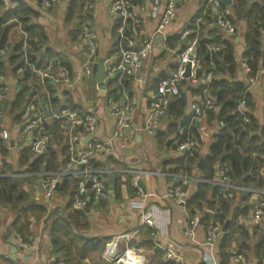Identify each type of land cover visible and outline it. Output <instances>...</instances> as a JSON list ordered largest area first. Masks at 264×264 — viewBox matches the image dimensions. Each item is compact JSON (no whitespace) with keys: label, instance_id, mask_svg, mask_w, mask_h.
Segmentation results:
<instances>
[{"label":"crops","instance_id":"obj_1","mask_svg":"<svg viewBox=\"0 0 264 264\" xmlns=\"http://www.w3.org/2000/svg\"><path fill=\"white\" fill-rule=\"evenodd\" d=\"M0 1L2 2L4 10L6 8H13L19 1L27 4L33 10L34 15L32 16V21L43 27L46 36L42 50L47 47L57 54L56 59L62 62V66L68 70L71 80L69 85H65L60 79L51 82L53 85L52 97L56 98L58 105L72 104L75 107L68 108L76 110L79 113L89 112L94 114L96 126L93 137L104 139L111 134L114 127V117L111 114L113 106L127 105L130 108L132 128L125 133L123 138L115 140L112 149L108 152H100L94 156L90 161V165L94 169H106L109 172L108 174L111 175L114 173L124 176L129 175V180L132 175H136L138 182H140L139 186L143 191V208L140 209L134 205L141 196L131 186L130 181H128V190L133 191V195L130 196L129 191L126 192L127 184L121 178L119 199H116L112 185L111 193L104 192L102 204L99 208L92 204L90 206L88 205V213L83 211L85 216L82 219L87 224L85 234L89 237L108 236L110 238L108 242L118 236V251L127 246L133 247L135 251L144 256V264L149 261L155 252H161L162 258L160 247L168 241L174 244L178 258L177 260H164L162 258L164 261H176L179 264H212L209 262V254L211 253L213 264H219V242L225 233V231H222L223 227H221V233L217 241L210 248L204 243L206 227L202 222L196 228L192 238H189L185 234V227L188 220L185 204L177 205L169 200L161 199L165 190L176 184L175 179L172 177L182 175L172 174L166 171L170 167L167 164V160L181 155L180 151L172 148V145H175L170 139L172 135L166 138L162 144L156 137L157 131H164L172 119L165 112L155 132L147 133L142 130L149 103L155 94L157 82L160 78L168 76L176 68V57L173 54V50L165 46L166 39L158 42L156 38L161 34H155L154 32L161 11L167 0H158L156 4L150 0L135 1L143 7V10H140L141 23L139 26V40L150 39V48L146 56L142 58L139 69L132 75L118 76L114 80L106 82L105 78L108 76L106 73L104 74L105 95L103 97L98 95L94 75L99 58H103L104 63L108 65L117 63L115 55V31L117 28L115 25L117 21L109 12V5L112 0H86L87 3H85L86 8L84 9H87L89 19L84 29L89 31L96 45L94 63L91 64L92 74L89 76L83 73V65L87 60L85 46L81 40L72 41L70 39L69 28H71L72 24L66 25L64 22L69 0H58L47 9L40 5L39 0ZM230 6L231 4L228 8L230 9L231 19L235 26L234 34L230 37L233 46L235 70L231 75H220L229 81H237L244 84L245 91L252 106L251 114L257 125L262 127L264 126L263 71L258 66L259 70L253 76H248L249 72L246 71V61L244 59V52L246 51L244 41L245 21L239 19L234 20ZM200 10L201 15L196 22L199 21L207 10L215 13L212 7L206 6V0H184L177 9L175 19L164 28L162 35L167 34L169 37L186 30L185 26L188 21ZM14 27L9 29L5 41L3 40V48L4 42L5 44H10L17 36L20 37V34ZM1 36L3 37V35ZM261 48L264 50V32L261 33ZM3 80L8 85L9 92L7 94V100H10L17 92V79L9 71H5L3 73ZM196 87V85L186 84L185 86L181 84L180 90L185 100V106L183 115L178 120V126L185 121L191 120L193 113L192 106L201 101ZM108 98H111V102L108 101ZM47 106L50 112H57L61 108H64L57 109V107L54 108L50 104H47ZM238 108L240 110L242 109V107ZM183 116H186V119L180 124ZM11 123L4 111L1 117V129L5 128L10 133H14L18 125H10ZM45 124H51V134H55L51 148L55 151L58 162L62 158L66 162V147L62 151V147L66 143V131L63 129L61 122H59L60 130H58L59 127L54 128L52 120L50 119H47ZM194 127L197 134L196 145L198 152L203 156L207 153L209 142L216 132L217 125L207 124L205 117H203L202 123ZM57 133H60L61 136H58ZM88 141L89 136L80 140L82 145L87 144ZM12 143V147L9 143L6 144L7 158L5 160L9 163L12 170H18L17 155L19 149L26 145L24 141H15ZM95 163L100 164L102 167H94L93 165ZM196 169L190 175L186 174L187 180L184 182L183 188L187 197L196 190L197 180L200 179L197 176V170L200 169ZM17 173H12L11 175L15 176L13 174ZM215 173L216 167L213 178L216 176ZM20 178L22 188L30 195L29 197L32 202L45 205L47 213L38 220L33 217L29 218L30 224L27 226L29 232L27 239L29 242L27 243L22 241L13 230L14 213L8 207L0 206V264H5L2 261L5 258L10 261L9 264L53 263V256L50 255L49 250L50 243L46 233L49 221L47 215L51 211L54 213L56 210H62L64 208L68 202V192L67 190L61 192L56 191L61 181L57 189L54 190L51 198L47 200L43 197L42 192L38 190L36 180L29 178V180L26 179L24 181L26 177ZM256 178L260 180V184L255 189L264 190V170L262 168L258 169ZM104 188L105 190L107 189L105 184ZM255 199V194L248 193L241 200L236 196L231 203V208L236 210L235 226L233 227L236 228L238 226L239 231L242 230L243 232L240 234L237 229V232L235 231L230 236L229 245L226 249L228 258H226L224 264H234L231 257L232 252L235 251L241 253L248 264H264V241H262L259 250L255 248L259 238L264 237V221L261 226L257 227L252 223L251 219ZM153 204L164 210L162 220L160 219L159 221L160 227L156 229L147 226L140 220L141 213L149 205ZM124 234L130 237L127 243L123 238L120 239L119 237ZM146 238H148L149 243H145L147 241ZM20 241L25 243L26 246L22 247L19 243ZM157 246L159 249L155 250ZM256 251L259 253L256 254ZM83 263L90 264L89 259L86 257L83 259Z\"/></svg>","mask_w":264,"mask_h":264},{"label":"trees","instance_id":"obj_2","mask_svg":"<svg viewBox=\"0 0 264 264\" xmlns=\"http://www.w3.org/2000/svg\"><path fill=\"white\" fill-rule=\"evenodd\" d=\"M85 3H87L86 0L68 1L64 22L66 25L72 24L69 28V36L72 41H80L83 30L87 26L89 13L87 9H84L86 8ZM230 8L234 20L245 21L246 51L244 52V59L250 70L248 76H253L259 68L262 69L264 75V50L261 48V33L264 32V0H232ZM246 12L247 15L245 16ZM33 15V10L23 2L19 1L13 8L4 10L0 1V36L3 35L5 41L9 29L19 23L21 29L27 33L25 39L26 60L34 68L39 69L46 64L47 60L55 59L57 54L47 47L42 50L43 43L46 41L45 32L42 26L32 21ZM200 15L201 10L188 21L185 26L188 33L184 38L186 43L196 38L195 53L200 62L197 75L201 78L206 72L211 73V80L207 83L197 84L196 89L201 97L199 103L203 101L204 96L213 100V109L204 110L203 114L207 124L217 125V129L209 142L205 155L201 156L198 148L197 150L182 151L180 156L167 160L170 167L166 171L172 174L190 175L196 169L198 160L202 159V168L196 169L200 179L205 181L213 179L215 167L225 164L228 167L227 174L232 184L256 188L260 184V180L256 178L257 171L260 168L264 170V126L259 127L251 114L252 106L244 84L229 81L220 75H231L235 70L231 38L213 27L215 13L211 10H207L196 22ZM116 25H118L117 22ZM116 25L115 27H117ZM180 40V33L169 36L165 40V46L174 50L178 47ZM211 41L220 45V49L209 54L206 45ZM22 44L21 37L17 36L10 44L4 42V48L0 50V73L9 71L17 79L15 96L10 100L0 101V109L6 112L12 122L10 125H19L20 115L24 107L30 102L34 103L32 100V95L35 93L34 89L37 90L40 87L37 75L24 62ZM183 47H179V51ZM59 64L62 65V62ZM165 77L167 76L162 78ZM51 82L50 80L45 81V88L49 96L43 92H38L41 102L50 104L54 108L57 107V109L61 107L74 108L75 106L72 104L58 105L56 98L52 97L53 85ZM181 84L186 86L188 82L182 80ZM187 87L189 86L187 85ZM241 99L244 100V106L240 110L238 107ZM184 106L185 100L182 92L179 97L170 100L166 113L172 121L169 122L164 131L158 130L156 134L161 144L170 135H172L171 142L176 145L188 139H193L196 143L197 134L193 123L185 121L178 126V120L183 115ZM243 118H247V122H243ZM52 125L54 128L59 127L58 130H60L59 121L52 120ZM44 129L47 132V124L44 125ZM57 135L61 136L60 133ZM54 139L55 134L52 133L39 152L31 151L28 146H22L17 155L18 167L23 168L21 171L35 172L39 171L41 167H44L46 171H54L64 165V158L58 162L55 151L51 148ZM63 146L62 151L66 147V143ZM6 158V143L0 140V206L8 207L14 213L13 230L22 241L28 243L27 226L30 224L29 218L33 217L38 220L44 217L47 208L43 204L32 202L30 195L22 188L21 178L11 175L21 172L20 169L12 170L5 160ZM93 166L102 167L98 163ZM112 177L116 199L120 197L121 178L127 184L126 192L129 191L130 196L133 195V191L128 190L129 175L114 173ZM26 179L29 180V177L24 178V181ZM76 183L77 178L74 177L62 179L56 191L67 190L68 202L62 210H56L48 218L46 233L50 243V255L53 256V264H84L83 259L86 257L90 264H107L102 260L101 254L110 238L108 236H87L85 234L87 224L82 219L85 214L83 211L71 208ZM247 194L248 192L236 191L231 198H227L217 186L208 182H197L196 190L186 199L185 209L188 218L197 210L205 227L210 223H218L221 227L225 226V233L219 242V264H224L228 258L226 249L229 245L230 236L237 229L239 231L238 226L233 227L235 226L236 210L231 208V203L236 196L241 200ZM86 197L89 199L88 205H92L89 189L86 192ZM101 204L102 198L93 205L99 208ZM242 232L240 230L238 233L241 234ZM146 239L145 243H149L148 238ZM262 241H264V237L259 238L255 248L259 250ZM257 253L259 252L256 251ZM2 261L5 264L10 262L7 258ZM146 264L179 263L164 261L161 258V252H155Z\"/></svg>","mask_w":264,"mask_h":264},{"label":"built area","instance_id":"obj_3","mask_svg":"<svg viewBox=\"0 0 264 264\" xmlns=\"http://www.w3.org/2000/svg\"><path fill=\"white\" fill-rule=\"evenodd\" d=\"M57 1L58 0H40V5L47 9ZM150 1L154 4L158 2V0ZM183 1L184 0L166 1L157 21L154 31L155 34L162 35L164 28L175 19L177 9ZM206 6L214 9L215 18L213 24L218 25L223 35L231 37L234 34L235 26L233 25L231 12L228 6H221L218 0H206ZM140 10H143V7L137 3L132 5L131 0L111 1L109 12L118 23L115 31V55L117 63L107 65L105 70L107 76L113 73H116L117 77L132 75L139 69L142 58H144L149 51L151 44L150 39L139 40V26L141 23ZM14 28L20 34L23 42L22 49L24 62L29 66L31 71L37 75L40 87L37 90L34 89L35 93L32 95L34 103H28L23 109L20 115V123L14 133H10L9 130L3 128L0 130V140L4 141L6 144L10 140L12 142L24 141L25 145L28 146L31 151L39 152L44 147L49 137L44 129L45 121L47 119L57 120L61 122L63 129L66 131L67 160L63 166L54 171H46L42 167V170L40 169L39 171H22L13 175L33 178L39 182L42 188L43 197L47 200H49L54 193L55 185H59L63 178H77L76 190L71 202V208L83 211L88 189L91 191L92 204H96L104 196V178L105 175L109 173L106 169L92 168L90 161L98 153L108 152L112 149L113 142L123 138L125 133L132 128L130 108L127 105H116L112 107L111 114L114 117V127L111 134L104 139L93 137V132L96 126L94 114L89 112L79 113L68 107L61 108L57 112H50L47 104H43L39 99L38 92H43L46 96H49L45 88L46 80L53 82L60 79L65 85H69L71 82L69 72L59 64L60 62L56 58L47 60L42 68H34V66L26 60L25 56V39L27 33L21 29L19 23H17ZM187 33V30H183L180 33V38H184ZM81 42L84 44L85 52L87 54V60L83 65V73L86 76H89L92 74L91 64L94 63L96 45L91 34L86 29L83 30ZM195 42L196 38L185 43L183 49L175 55V70L172 71L170 75L157 82L155 94L149 103L146 118L142 126V130L145 132L152 133L157 130L160 119L165 114L170 100L180 96L182 80H186L189 85H197L200 82L207 83L211 80L212 76L210 72H206L201 78L197 75V71L200 69V62L195 53ZM206 48L208 53L211 54V52L219 50L220 45L211 41L206 45ZM186 63L189 64V76L183 78L182 75ZM245 67L246 71L249 72V68L247 66ZM8 92V85L3 80V74L0 73V101L7 100ZM108 101L111 102V98H108ZM243 106L244 100L241 99L239 101V107L243 108ZM213 107V100L209 97H205L201 103L194 104L192 106L193 113L190 122L193 124L194 122L197 124L202 123L204 110H210L213 109ZM3 113L4 110L0 109V118L3 116ZM47 113L48 116H46ZM242 121L247 122V118H243ZM86 136H89V141L87 144L82 145L80 140ZM39 144L42 146L40 150H37ZM175 149L180 152L185 150H197V145L193 139H188L178 145L175 144ZM227 171L228 167L225 164L218 165L216 166L215 178L208 181L202 179H198L197 181L208 182L217 186L227 198H231L236 191L255 194L256 199L252 208L251 219L255 226H261L264 221V190L232 184ZM172 178L175 179L176 184L165 190L161 199L169 200L177 205H184L187 199V194L183 188V184L187 180V176L182 174L178 176L175 175ZM129 181L131 186L135 188L137 193L141 196L140 199L134 203L137 208L141 209L143 208V191L138 184V178L136 175H132ZM86 182H89V188L85 187ZM163 215L164 210L153 204L149 205L145 211L141 213L140 220L147 226L156 229L160 227L159 221L160 219L162 220ZM199 224L200 214L199 211L195 210V213L187 220L185 234L189 238H192ZM220 233L221 226L218 223L208 224L205 228L204 243L211 248L217 241ZM119 237L120 239L123 238L126 243L130 239L127 234ZM117 242L118 236L105 245L102 252V259L107 264H144V256L142 254L129 246L118 251ZM19 243L22 247L26 246V244L21 241ZM160 248L164 260H177L178 254L171 241L166 242ZM231 258L234 264H248L243 255L239 252H232ZM209 259V262L213 264L211 253L209 254ZM204 260L207 261L206 259Z\"/></svg>","mask_w":264,"mask_h":264},{"label":"water","instance_id":"obj_4","mask_svg":"<svg viewBox=\"0 0 264 264\" xmlns=\"http://www.w3.org/2000/svg\"><path fill=\"white\" fill-rule=\"evenodd\" d=\"M39 1H40V0H39ZM218 2H219V4H220L221 6H229V5L231 4V0H218ZM131 3H132V5H135V4H136L135 0H131ZM246 15H247V12L245 13V16H246ZM214 27H215L216 29H219L218 25H216V24L214 25ZM167 37H168V35H167V34H164V35H159L156 39H157V41L159 42V41H161V40L166 39ZM153 41H154V40H153ZM2 42H3V37L1 36V37H0V49L3 48V46H2ZM185 42H186V39H185V38H181V40H180V42H179V47L184 46V45H185ZM179 47H177V48H175V49L173 50V54L176 55V54L179 52ZM177 63H178V61H177ZM107 65H108V64H105V63H104V59H103V58H99V59H98L97 66H96V68H95V75H94V76H95V81H96V84H97L96 86H97V89H98V95L101 96V97H103V96L105 95V92H104V74H105V70H106ZM169 75H170V74H169ZM182 76H183V78H187V77L189 76V64H188V63H186V64L184 65V72H183V75H182ZM116 77H117V74H116V73H113V74L109 75L107 78H105V81L108 82V81H110V80H114ZM46 116H48V113L46 114ZM185 119H186V116H183V118L180 120V124H181ZM0 124H1V118H0ZM194 125H195V126H198V124H197L196 122H194ZM47 127H48V132H47V134L50 135V134H51V124H48ZM8 143H9V145H10L11 147L13 146V143H12L11 140H10ZM167 143H169V142H167ZM41 146H42V145L39 144L37 150H40ZM172 148L175 149V145H172ZM202 165H203V160L200 159V160H198V162H197V164H196V168H197V169H201V168H202ZM40 169L42 170V167H41ZM112 180H113L112 175H111V174H108V175L106 176V178L104 179V184L107 186V189L104 190V192H105V191H107V193H111V192H112ZM138 184H140V182H138ZM57 187H58V184L55 185L54 190H56ZM85 187H86V188H89V182H86ZM37 188H38V190H39L40 192H42V188H41L39 182H37ZM83 211H84L85 213H88V211H89V207H88V197L86 198V202H85V205H84V207H83ZM52 212H53V211H51V212L47 215V218H49V216L51 215ZM44 221H46V220H44ZM201 222H202V218H200V223H201ZM222 231H225V226H223ZM158 249H159V248H158V246H157V247L155 248V250H158Z\"/></svg>","mask_w":264,"mask_h":264}]
</instances>
